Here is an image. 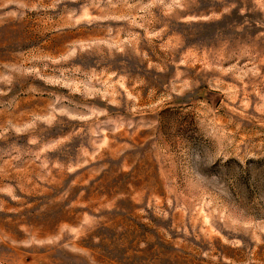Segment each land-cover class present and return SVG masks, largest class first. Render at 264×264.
<instances>
[{
  "label": "rangeland",
  "instance_id": "obj_1",
  "mask_svg": "<svg viewBox=\"0 0 264 264\" xmlns=\"http://www.w3.org/2000/svg\"><path fill=\"white\" fill-rule=\"evenodd\" d=\"M0 264H264V0H0Z\"/></svg>",
  "mask_w": 264,
  "mask_h": 264
}]
</instances>
